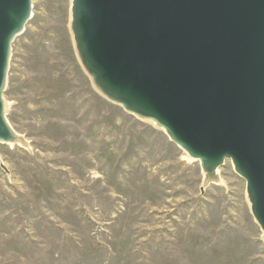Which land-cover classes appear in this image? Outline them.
<instances>
[{
    "label": "rangeland",
    "instance_id": "1",
    "mask_svg": "<svg viewBox=\"0 0 264 264\" xmlns=\"http://www.w3.org/2000/svg\"><path fill=\"white\" fill-rule=\"evenodd\" d=\"M72 0H34L4 93L22 142L0 144V264H264L230 159L198 160L108 100L78 58Z\"/></svg>",
    "mask_w": 264,
    "mask_h": 264
},
{
    "label": "water",
    "instance_id": "2",
    "mask_svg": "<svg viewBox=\"0 0 264 264\" xmlns=\"http://www.w3.org/2000/svg\"><path fill=\"white\" fill-rule=\"evenodd\" d=\"M34 0H0V144L22 142L4 93ZM81 65L108 100L162 128L205 184L227 159L264 242V0H72Z\"/></svg>",
    "mask_w": 264,
    "mask_h": 264
},
{
    "label": "bare ground",
    "instance_id": "3",
    "mask_svg": "<svg viewBox=\"0 0 264 264\" xmlns=\"http://www.w3.org/2000/svg\"><path fill=\"white\" fill-rule=\"evenodd\" d=\"M188 155V154H187ZM188 157L190 158V159H192V160H195V159H193V158H191L189 155H188ZM217 173H218V175H219V170L217 171ZM204 177H205V174H204ZM248 203H249V201H248ZM249 206H250V204H249ZM250 210H251V208H250ZM255 219V218H254ZM256 221V220H255ZM262 236H263V232H262Z\"/></svg>",
    "mask_w": 264,
    "mask_h": 264
}]
</instances>
